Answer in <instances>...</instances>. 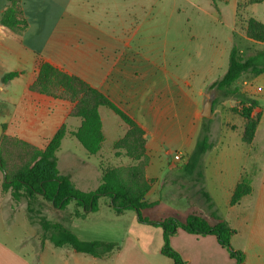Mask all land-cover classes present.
Wrapping results in <instances>:
<instances>
[{"label":"crops","instance_id":"1","mask_svg":"<svg viewBox=\"0 0 264 264\" xmlns=\"http://www.w3.org/2000/svg\"><path fill=\"white\" fill-rule=\"evenodd\" d=\"M136 1L21 0L27 23L25 32L19 36L0 25V137L8 133L44 148L65 125L67 135L62 145L77 141L71 132L76 131L82 121L70 117L74 105L30 91L40 66L45 63L76 76L105 95L143 131L145 155L149 161L145 175L151 183L146 202L155 204L150 210L166 209L165 218L173 216L182 221L194 214L215 225L217 220L212 216L222 219L217 216L216 199L209 186L225 191L224 198L230 204L241 176L249 175L253 193L244 197L236 208L249 203L250 212L239 217L240 229L235 230L228 223L235 232L231 245L240 235L243 241L234 249L245 254V264H264V136L259 137L260 130H264V107L256 98L254 77L250 82L245 80L243 85H236L241 94L257 102L253 113H259L261 117L256 137L252 144H248L243 139L246 123L233 111L241 108L240 101L237 106V101L231 98L221 99L213 107L211 117H203L206 101L213 98L214 104L217 99L208 94L210 86L222 76L196 87L194 68L187 75L181 74L176 57L167 59L161 54V46L158 51L156 45L146 43V27H132V23L137 22ZM238 2L234 1L229 13L219 10L221 19L232 12L233 27ZM7 8L8 0H0V15ZM215 68L219 67L214 64ZM13 72L18 74L17 77L3 83V77ZM260 76L264 77V73ZM99 112L105 140L96 156L106 157L108 165H129L130 159L124 152L117 155L114 148L126 136L129 126L108 108L101 107ZM223 114H235L242 121L239 125L221 123L219 118ZM205 124L210 128L213 148L192 165L190 155L202 138ZM220 128L245 142L250 147L249 153L218 151L214 143ZM106 144L112 150L109 155ZM176 156L180 160L177 161ZM242 156H245V162L237 164ZM209 170L212 174H208ZM212 176L214 178H210ZM210 205L213 208L209 210ZM70 206L76 208L75 214L70 215L74 221L64 226H71L72 230L69 229L73 232L79 231L82 226L78 221L86 219L90 213L84 212L76 203H70L62 211H67ZM123 213L112 219L115 221L111 224L123 220ZM150 227L142 229L143 241L132 236L131 228L125 231L122 227V238L114 241L118 247L103 257L78 253L69 246L58 248L62 255L56 264H174L161 254L163 230ZM91 230L93 232L92 227ZM34 232L36 237L42 238L40 231L34 229ZM94 239L89 241H98ZM47 242L40 244L41 249L34 246L30 249L33 257H40V264L47 261V252L50 251L44 250ZM170 244L186 264H210L213 257H218L222 263H237L226 255V249L220 247L214 236H195L180 230L172 236ZM0 264L31 263L23 254L0 244Z\"/></svg>","mask_w":264,"mask_h":264},{"label":"trees","instance_id":"2","mask_svg":"<svg viewBox=\"0 0 264 264\" xmlns=\"http://www.w3.org/2000/svg\"><path fill=\"white\" fill-rule=\"evenodd\" d=\"M248 3L249 5L264 4V0H248ZM0 25L19 36L25 32L27 23L22 12L21 0H8V8L0 15ZM245 36L254 43L264 44V24L255 18H250L245 27ZM263 73L264 49L244 57L240 50L233 46L226 73L210 86V89L215 90L219 96L214 101L213 107L221 99L227 100L233 97L239 99L241 108L233 109V111L246 123L243 139L248 144H252L256 137L261 117L260 114L253 113L257 108V102L241 94L236 84L247 74L260 76ZM17 75L14 72L9 73L3 77L2 81L7 83ZM30 91L74 105L70 117L81 119L82 124L76 131L71 132V135L90 156H96L101 151L105 140L99 112L101 107L112 110L129 126L126 136L118 141L114 148L117 155L124 152L131 163L127 166L100 165L101 184L92 192L78 189L69 177L61 174L59 169L57 153L61 150L62 142L67 135V126L60 128L44 148L30 144L16 135L8 133L1 135L0 171L4 174L2 190L11 191L12 197L17 202L26 200L28 220L31 224L40 225L43 239L51 242L55 248L69 246L78 253L95 257H103L112 252L118 247L117 243L83 241L62 223L51 222L45 216L38 215L32 207L34 202L41 199L55 210L62 211L70 203H76L84 212L91 213L98 211V202L102 197H108L110 207L116 213L121 214L132 210L137 213L140 223L163 230L161 254L174 264H186L182 256L170 244L172 236L180 230L195 236H214L220 247L226 249L237 264H245V254L235 250L231 245L234 230L227 222L216 216H212L217 220L215 225L194 214L184 221L173 216L160 221L144 217L143 213L155 206L146 202L151 183L145 175V168L149 161L145 155L144 133L105 95L82 79L69 75L48 63L40 66ZM209 134L210 128L205 124L202 138L190 155L192 165H196L201 156L213 148ZM252 193L250 176L243 174L233 191L231 206H238L244 197ZM206 198L208 202H211L207 194ZM212 208L213 206L210 205L208 209Z\"/></svg>","mask_w":264,"mask_h":264},{"label":"rangeland","instance_id":"3","mask_svg":"<svg viewBox=\"0 0 264 264\" xmlns=\"http://www.w3.org/2000/svg\"><path fill=\"white\" fill-rule=\"evenodd\" d=\"M134 1L136 0H131V2ZM234 1L228 0L225 3L222 0H137V22L136 24L132 23V27H146V43L156 45L158 51L161 46V54L167 59L176 57L180 63L181 74L187 75L190 69L194 68L196 75L193 78V83L196 87L201 86L223 76L228 68L233 46H236L244 57L264 49L263 44L254 43L245 36V27L250 18L264 23V4L249 5L248 0H239L238 14L233 27L232 12L221 19L219 10L229 13V10L234 7ZM133 19L132 16V22ZM214 64L219 68L213 69ZM253 77V88L254 91H257L256 98L264 107V103H262L264 99L263 76L247 74L236 85H243L245 80L250 82ZM215 92V90H210L208 94L218 98L219 96L217 97V92ZM231 99L237 101V106H240L237 97ZM258 114L255 113V115ZM219 121L239 125L242 119L235 114H223ZM260 131L259 137L262 138L264 130ZM218 133L214 143L218 146V151L242 155L249 153L250 147L238 136L228 133L225 128H220ZM105 150H108V155L112 152L108 144L105 145ZM57 157L61 174L69 177L78 189L92 192L100 186V165L107 164L106 157L90 156L80 143L74 140L63 144ZM244 162L245 156H242L237 164ZM233 163L235 164V161ZM208 174H212V172L209 170ZM3 180L4 174L0 171V244L23 254L31 264H40V257H33L30 249L33 246L36 249H41L40 244L44 245L45 239L34 235V229L42 233L41 227L39 224H32L33 229L31 228L27 216L26 200L17 202L12 197L11 191L4 192L2 190ZM209 189L216 199L217 216L229 223L235 230L240 229L239 217L249 215V203L243 204V207L240 208L232 207L224 198L225 191L216 186H209ZM109 201L108 197H102L98 202V211L90 213L86 219L78 221L82 228L74 232L79 234V238L83 241H89L91 238L106 242L119 241L124 233L122 227H125V231L129 227L132 236L135 235L140 241H143L142 229L144 227L151 229V227L140 224L137 221V213L132 210L123 213L121 218L123 220L111 224L115 221L112 219L118 213L110 207ZM32 207L38 215L45 216L51 222H60L64 225L74 221L71 220L70 215L75 214V206H70L67 211H59L39 199L32 204ZM165 210L163 208L146 210L143 215L147 219L161 220L167 216ZM66 227L71 229L69 225ZM242 241L243 239L239 235L233 241L232 247H239ZM44 250L45 252L50 250L47 252L46 264H56L60 260L62 251L54 248L51 242H47ZM226 255H229L227 250ZM213 258L210 260V264H226L222 263V260L219 261L218 257V259Z\"/></svg>","mask_w":264,"mask_h":264},{"label":"water","instance_id":"4","mask_svg":"<svg viewBox=\"0 0 264 264\" xmlns=\"http://www.w3.org/2000/svg\"><path fill=\"white\" fill-rule=\"evenodd\" d=\"M213 113V98L206 101L204 105L203 117L210 118Z\"/></svg>","mask_w":264,"mask_h":264},{"label":"built area","instance_id":"5","mask_svg":"<svg viewBox=\"0 0 264 264\" xmlns=\"http://www.w3.org/2000/svg\"><path fill=\"white\" fill-rule=\"evenodd\" d=\"M175 159L178 161V160H180V157L179 156H176Z\"/></svg>","mask_w":264,"mask_h":264}]
</instances>
